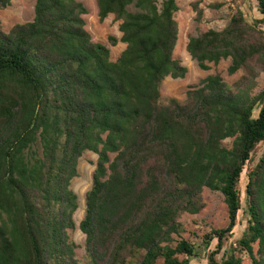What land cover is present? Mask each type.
<instances>
[{"label":"trees","instance_id":"trees-1","mask_svg":"<svg viewBox=\"0 0 264 264\" xmlns=\"http://www.w3.org/2000/svg\"><path fill=\"white\" fill-rule=\"evenodd\" d=\"M255 1L256 20L239 10L186 43L200 69L230 58L228 74H244L233 86L209 74L183 101L160 90L187 73L173 57L176 0H95L99 22L119 21L120 38L108 36L126 44L116 60L91 39L77 0H35L31 21L0 28V264H188L199 253L173 235L182 213L204 208V188L221 192L228 215L206 235L217 240L206 264H243L242 251L264 264V88L252 94L254 66L264 71V0ZM86 150L97 161L81 263L68 235L78 207L70 184ZM241 210L245 229L226 247Z\"/></svg>","mask_w":264,"mask_h":264},{"label":"rangeland","instance_id":"rangeland-1","mask_svg":"<svg viewBox=\"0 0 264 264\" xmlns=\"http://www.w3.org/2000/svg\"><path fill=\"white\" fill-rule=\"evenodd\" d=\"M81 2L87 9V13L83 15L85 19V28L91 35V39L96 42H102L110 49V59L116 60L126 44L118 42L115 46H111L108 36H116L118 39L121 33L118 30L119 21H115L112 14H109L103 22L98 21L97 5L95 0H77ZM161 0H157L160 4ZM179 7L175 13V19L178 24V39L173 51V57L187 68L184 78L165 77L161 83V94L173 97L179 101L186 98L187 91L200 84V81L209 74L219 73L223 80L233 86V84L244 74L243 70L229 75L227 67L230 64V58L222 59L217 64L208 63L209 69H200L195 60H193L186 51V43L190 36H196L199 32L208 29L221 30L230 21L231 17L239 10L249 22L258 18L255 0H176ZM193 3L202 10L200 20H196V11L193 9ZM35 0H11L10 4L5 8H0V28L8 32L16 23H25L31 21L34 17ZM130 11H136L134 6H129ZM253 65H255L253 63ZM257 73L253 77L254 87L252 94H257L264 88V71L254 66ZM232 138L223 141L226 147H231ZM262 146H259L257 154H260ZM110 154V158H113ZM258 157V156H257ZM257 157L252 162H256ZM97 161V154L86 150L83 152L77 162V176L71 180L70 187L77 196V209L73 214L75 228L68 230V235L74 241L75 257L79 262H84L86 257L85 251V234L79 230V222L84 216L85 210V194L89 190L92 182V172ZM243 186L241 185V189ZM204 208L196 213H182L179 221L183 227V231L179 235H173L174 239L183 238L194 245L199 256L189 258L188 264H206L205 259L207 253L206 243L209 242V250H214L217 243L216 239L209 240L207 234L214 229L225 228L228 224L227 208L223 200V195L219 191H213L204 188L202 191ZM243 203V209H244ZM247 214L240 211L238 222L233 229V235L228 237L225 246L234 244L236 239L241 236L246 226ZM172 245L175 242L171 243ZM256 248V245H254ZM222 251L216 254V258H220ZM243 264H251L250 258L245 251L240 253ZM155 264H162V259H158Z\"/></svg>","mask_w":264,"mask_h":264}]
</instances>
